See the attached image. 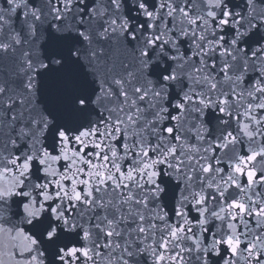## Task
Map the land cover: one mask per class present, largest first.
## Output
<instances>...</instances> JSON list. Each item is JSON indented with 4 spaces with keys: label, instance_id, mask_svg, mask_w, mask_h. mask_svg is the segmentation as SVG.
<instances>
[{
    "label": "snow or ice",
    "instance_id": "snow-or-ice-1",
    "mask_svg": "<svg viewBox=\"0 0 264 264\" xmlns=\"http://www.w3.org/2000/svg\"><path fill=\"white\" fill-rule=\"evenodd\" d=\"M0 264H264V0H0Z\"/></svg>",
    "mask_w": 264,
    "mask_h": 264
}]
</instances>
